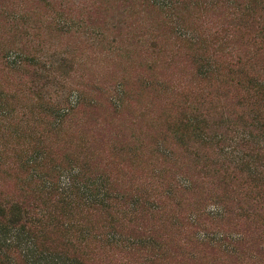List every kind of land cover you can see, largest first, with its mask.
Returning a JSON list of instances; mask_svg holds the SVG:
<instances>
[{
  "label": "rangeland",
  "instance_id": "rangeland-1",
  "mask_svg": "<svg viewBox=\"0 0 264 264\" xmlns=\"http://www.w3.org/2000/svg\"><path fill=\"white\" fill-rule=\"evenodd\" d=\"M225 2L174 18L151 6L128 11L122 0H0V189L14 194L31 177L30 169L27 183L20 172L6 177L8 160L42 155L43 167L34 171L52 179L76 166L84 180L104 181L109 196L120 197L109 200L105 213L78 201L71 220L84 217L83 232L73 233L71 252L93 264H242L211 253L199 240L203 228L246 231L250 248L264 238V220L235 224L233 218L240 209L262 208L264 198L255 204L222 178L237 173L244 129L234 124L246 120L248 109L237 106L233 84L203 81L195 88L196 57H210L187 40L192 22L211 29L231 3ZM153 39L157 49L149 50L144 41ZM203 92L208 95L201 103ZM181 104L197 116L210 143L191 140L187 131L183 138L171 133ZM219 134V142L210 141ZM183 179L191 187L183 189ZM220 199L231 217L209 223L200 214ZM195 214L197 223L189 219ZM113 229L123 239L117 247ZM135 229L151 233L153 245L126 253ZM246 263L264 264V258Z\"/></svg>",
  "mask_w": 264,
  "mask_h": 264
},
{
  "label": "trees",
  "instance_id": "trees-1",
  "mask_svg": "<svg viewBox=\"0 0 264 264\" xmlns=\"http://www.w3.org/2000/svg\"><path fill=\"white\" fill-rule=\"evenodd\" d=\"M122 1L126 2L128 11L136 6H151L176 18L180 13L191 14L194 10L203 13L213 11L224 6L226 0ZM229 1L231 3L223 13H219L216 19L213 18L211 29L208 28L209 24L199 23L195 26V22H192L188 28L192 35L189 34L187 40L193 41L194 46L202 45L197 50L209 53L210 57L208 62L203 56L196 57L195 88H199L203 81L222 82L225 86L233 84L236 88L234 96L237 99V106L248 109L247 114L242 115L246 120L234 124L235 127L244 129L239 133L240 139L243 140L239 145L242 147L237 152L239 161L233 166V169L237 168V173L228 177V174L223 172L222 178L223 182L232 181L238 192L241 188L247 191L246 196L256 204L264 198V0ZM138 13L141 14V10ZM195 33L200 35H194ZM181 40L186 41V38ZM144 42L143 45L147 49H157L156 40ZM178 91L181 96L185 94L184 89ZM176 94L177 92H173V95ZM205 95L208 94L204 92L201 94L199 98L201 103L205 102ZM80 98L79 94L74 96V106H79ZM117 100L118 98L114 102L115 108L118 107ZM110 106L113 109L112 103ZM185 109V104L175 107L177 117L171 121V133L183 138L184 131H187V137L189 136L191 140L199 136V139L195 140L210 143L207 139L211 137L207 136L197 116L193 115V112L187 115ZM69 110L64 108L62 111ZM217 137L220 138V134L213 137L216 140L210 141L219 142ZM45 159L42 155H36L34 159L18 158L7 161L11 164L5 166L6 177L11 176L12 172H20L24 174L27 183L26 171L29 169L31 177L28 183L30 185L27 184L23 188L25 183H19L20 188H17L14 194L0 189V264H93L80 254L70 251L74 243V239L71 241L73 233L77 228L78 231L83 232L81 226L84 217L80 216L82 220H71L74 207H78V201H82V206L90 205L105 213L111 209L109 200L119 201L120 197L109 196V188L104 181L84 180L82 170L76 166L69 167L67 172L52 179H49L45 173L34 171L37 167H43L42 163ZM228 165L225 167H230ZM180 183L183 189L191 187L189 179H183ZM138 204V200L132 203L131 212L137 209ZM261 207L254 210L249 208L251 209L249 212L241 209L234 212L233 218L236 219L234 223L237 224L242 218L264 220V204ZM202 214L205 215L203 219L209 220V223L223 224L227 222L228 217H231L224 199H220L208 213L203 212L200 216ZM198 217L199 215L195 214L189 219L197 223ZM107 218L112 224L115 222L112 217L107 216ZM110 228L112 229L113 226ZM221 229L222 227L218 230L203 228L199 234V240H206L205 244H208L211 253H219L232 262L238 261L242 264L264 258V238L254 244V248H250L244 245L247 242L246 231L229 235ZM132 237L135 239L130 240L134 242L124 245L129 248L126 253H129L130 249H146L153 245L151 240L153 235L149 232L139 233L135 229ZM110 238L112 246L116 247L123 241L117 237L114 229Z\"/></svg>",
  "mask_w": 264,
  "mask_h": 264
}]
</instances>
